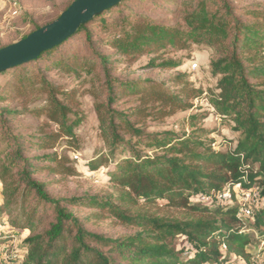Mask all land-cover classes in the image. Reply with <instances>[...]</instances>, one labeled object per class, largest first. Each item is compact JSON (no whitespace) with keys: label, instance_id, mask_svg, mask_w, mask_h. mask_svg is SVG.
<instances>
[{"label":"trees","instance_id":"1","mask_svg":"<svg viewBox=\"0 0 264 264\" xmlns=\"http://www.w3.org/2000/svg\"><path fill=\"white\" fill-rule=\"evenodd\" d=\"M125 1L94 17L90 23H123L125 29L111 41L112 49L122 56L182 49L190 43L212 49L214 58L209 67L217 79L218 94L213 95L210 105L220 117L230 120L232 131L239 134V139L229 152L212 151V143L206 145L198 138L143 135L129 116L138 119L159 111L156 115L162 117L177 110L185 111L191 105L183 97L188 98L191 93L186 88L174 92L165 85L149 86L147 82L117 83L107 74V59L100 55V66L106 76L96 85V92L88 95L93 100L99 138L107 147V155L102 153L92 161L90 170L115 162L108 177L125 196L119 201L121 204L136 206L135 200H141L154 206L162 201L164 210L193 216L178 220L168 218L167 214L131 215L123 205L113 204L110 197L61 201L49 195L42 183L32 179L27 159L22 156L23 149L3 119L6 111H0L1 137L7 144L0 151V215L7 218L10 228L29 233L24 240L23 264H117L118 258L129 264H228L225 255L251 264L250 238L243 231L244 222L249 218L240 217V207L219 205L215 198L225 188L236 185L244 191L257 189L260 198L264 197V82L260 83L264 81V64L251 66L264 51V11L250 12L251 22L244 23L234 15L227 0H179L173 10L181 16L183 27L180 28L140 18L106 21L107 15L121 11ZM86 29L81 27L69 40L84 33L91 46V34ZM66 43L10 71L16 72L15 80L22 84L19 86L23 89L18 88L17 95L28 88L31 93L44 97V105L35 112L58 128L57 133L49 136L50 141L66 140L71 146L69 139L73 138L78 121L71 119L68 95L48 82L44 70L53 64L63 73L81 70L89 74L96 65L94 61L87 62L89 59L75 63L74 59L67 61L62 55H52ZM75 49L69 57L75 55ZM161 66L175 68L179 63L167 61ZM127 98L139 103L132 115L116 108L117 102ZM143 144L153 154L138 149ZM9 148L13 151L9 152ZM49 160L54 162L53 172L66 173L64 165L70 161L65 157ZM200 196L212 201L202 202ZM66 204L101 209L120 224L139 229L141 233L124 241L94 234L66 209ZM250 226L262 228L260 234L264 236V208H260ZM176 235L185 237L193 250L183 260L181 253L168 251L162 245L164 237ZM261 239L264 242V237Z\"/></svg>","mask_w":264,"mask_h":264},{"label":"rangeland","instance_id":"2","mask_svg":"<svg viewBox=\"0 0 264 264\" xmlns=\"http://www.w3.org/2000/svg\"><path fill=\"white\" fill-rule=\"evenodd\" d=\"M74 1L0 0V48L15 44L36 29L53 22ZM177 1L179 0H127L123 3L121 11L107 15L106 21L112 19L117 21L121 17L140 18L161 23L169 28H180L183 27L181 16L173 10ZM227 1L232 5L234 15L244 23L251 22L250 12L264 11V0ZM85 26L91 34V46L87 43L86 34L81 33L68 40L65 46L52 55H62L67 61L74 59L75 63H80L84 59H89L87 62L94 61L96 66L92 72L88 74L78 70L76 73H63L59 67L53 64L49 69L44 70L48 82L58 87L64 95H68L66 97H68L67 105L72 114L71 119L78 121V126L73 132L74 136L69 139L71 146L67 144L66 140L50 141L49 136L57 133L58 128L48 122L46 117L37 116L35 112L44 105V97L39 93H31L28 88L22 94L17 95L18 88H23L19 86L22 84L15 80L16 72L8 71L6 74L0 75V111H6L3 119L10 129L11 135L17 139L23 149L22 156L27 159L32 179L42 183L49 195L61 201L110 197L113 199V204L123 205L131 215L155 214L161 216L167 214L170 219L192 218L193 215L188 213L162 209V201L156 202L154 206H148L141 200H135L136 206L121 204L119 201L125 196L120 188L115 187L109 181L108 177V173L114 167V161H109L98 170H90V165L94 163L92 161L99 159L102 153L107 155V147L99 138L93 100L88 93L96 92V85L106 76V71L100 66V55L107 59V74L117 83L147 82L149 86L161 84L174 92L186 88L191 95L188 98L183 97V100L191 105L189 109L177 110L173 114L162 117L156 115L159 111H154L155 114L148 117L142 115L138 119H134L129 116V120L133 121L135 127L145 136L165 137L168 134L187 139L198 138L206 145L212 143L210 145L212 151L231 152L235 148L239 134L232 131L233 124L230 120L220 117L210 105L213 95L218 94L217 79L211 74L209 67L210 61L214 58L213 50L204 45L190 43L182 49H159L139 56H122L112 49L111 41L120 30L125 29L123 23L115 22L114 25H102L95 21ZM74 47L76 48L75 55L69 57V53ZM167 61L178 62L179 66L175 68L161 66ZM261 63L264 64V51L256 56V60L251 63V66L255 67ZM194 65L195 67H193ZM252 82L256 83L255 80ZM138 104L136 100L127 98L117 102L116 108L124 114L132 115ZM168 110L169 108L165 111ZM1 134L0 130V151L7 147L6 140L1 137ZM126 139H130L129 136H126ZM133 141L135 139H132ZM138 149L144 150V153L153 154V151H148L144 144ZM8 151L12 152L13 150L9 148ZM50 157H65L70 161L64 165L67 169L66 173L53 172L55 165L49 160ZM224 194H231L233 197L229 199L230 201L223 199L219 201L220 197H217L216 194V203L238 206L241 209L249 207L253 213V216L244 222L243 231L248 233L250 238L248 252L252 255L251 262L260 264L264 261V242L261 239L264 236L260 234L263 229L250 226L260 210L257 200L258 190L244 191L241 187L234 186ZM201 197L199 200L205 202ZM206 200L207 203L212 201L208 197ZM65 207L86 230L94 234L112 240L124 241L141 233L139 229L120 224L101 209L91 206L75 207L67 204ZM239 215L242 214L239 213ZM0 218L2 220L0 224V264H23L25 261L24 251L26 252L24 240L29 233L28 231L10 230L12 228L8 225L7 218L3 217V214L0 215ZM162 243L166 250L181 253L182 260L191 256L193 251L185 237L180 235L164 237ZM221 251L225 254L224 248ZM225 256L229 259L228 264H244L236 258ZM117 264L129 263L118 258Z\"/></svg>","mask_w":264,"mask_h":264},{"label":"water","instance_id":"3","mask_svg":"<svg viewBox=\"0 0 264 264\" xmlns=\"http://www.w3.org/2000/svg\"><path fill=\"white\" fill-rule=\"evenodd\" d=\"M124 0H75L53 22L25 39L0 49V73L35 61L67 42L94 17L110 10Z\"/></svg>","mask_w":264,"mask_h":264},{"label":"built area","instance_id":"4","mask_svg":"<svg viewBox=\"0 0 264 264\" xmlns=\"http://www.w3.org/2000/svg\"><path fill=\"white\" fill-rule=\"evenodd\" d=\"M193 67H195V65L193 66ZM237 187H240V185H236ZM229 188L227 187V188H225V190H223V191H221V192H219V193H217V197H220V199H219V201H221V199H223V200H228V201H230L229 199H232V195L231 194H224V192L226 191V192H229ZM221 193V194H220ZM231 193V192H230ZM202 198V200H205V202H208L207 200H206V197L205 196H202L201 197ZM222 200V201H223ZM257 200L259 201V205H260V208H264V197H262V198H260V196H259V192H258V195H257ZM239 213H241L242 215H240L243 219H250L251 218V216H253V213L251 212V210H250V208L249 207H247L246 209H241V208H239ZM251 264H254V262L252 261V262H250ZM5 264H10V263H5ZM260 264H264V261H262Z\"/></svg>","mask_w":264,"mask_h":264},{"label":"crops","instance_id":"5","mask_svg":"<svg viewBox=\"0 0 264 264\" xmlns=\"http://www.w3.org/2000/svg\"><path fill=\"white\" fill-rule=\"evenodd\" d=\"M10 230H13V229H10ZM24 253H25V251H24Z\"/></svg>","mask_w":264,"mask_h":264}]
</instances>
